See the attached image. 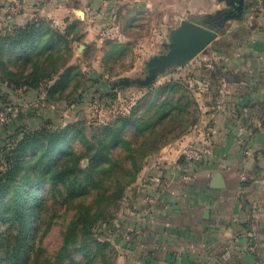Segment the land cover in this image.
Listing matches in <instances>:
<instances>
[{
	"label": "crops",
	"instance_id": "crops-1",
	"mask_svg": "<svg viewBox=\"0 0 264 264\" xmlns=\"http://www.w3.org/2000/svg\"><path fill=\"white\" fill-rule=\"evenodd\" d=\"M237 1L49 0L37 11L39 1L29 0L12 21L0 6V34L39 17L64 31L75 11L84 19L110 17L115 26L124 22L129 28L157 10L171 23L168 29L166 23L159 26L162 44L182 19L200 22L232 10ZM244 1L242 17L223 20L224 33L200 52L207 59L194 77L206 87L201 118L186 135L151 155L133 184L116 264H264V0ZM6 89L13 91L0 84V91ZM101 91L111 89L104 84ZM205 141L214 146L213 154L201 162L181 159L183 146ZM216 172L223 174L225 187L210 185ZM251 218L257 220L255 253L248 250Z\"/></svg>",
	"mask_w": 264,
	"mask_h": 264
},
{
	"label": "trees",
	"instance_id": "trees-1",
	"mask_svg": "<svg viewBox=\"0 0 264 264\" xmlns=\"http://www.w3.org/2000/svg\"><path fill=\"white\" fill-rule=\"evenodd\" d=\"M210 18L206 15L200 23ZM77 22H70L62 32L44 18L35 19L1 33L0 84L13 90H39L43 81L59 74L46 89L48 99L65 92L72 82L73 67L67 66L64 53L71 51L74 38L69 35ZM208 23L224 33L222 22ZM122 46L126 44L114 47ZM63 65L64 73L58 72ZM109 84L113 91L102 94L117 97L122 85ZM181 89L185 85L177 80L151 89L129 112H121L92 135L74 123L55 131L46 126L24 129L16 143H8L1 161L6 168L0 175V222L4 225L0 226V264H72L73 251L89 253L91 240L101 243L94 239L93 229L108 218V204L123 196L151 155L198 122L197 101ZM73 140L80 143V149L73 146ZM58 194L75 212L56 255L39 261L36 237L51 198Z\"/></svg>",
	"mask_w": 264,
	"mask_h": 264
},
{
	"label": "rangeland",
	"instance_id": "rangeland-1",
	"mask_svg": "<svg viewBox=\"0 0 264 264\" xmlns=\"http://www.w3.org/2000/svg\"><path fill=\"white\" fill-rule=\"evenodd\" d=\"M38 1L39 3L36 2L34 5L36 10L40 9L39 4L46 5L49 0ZM168 17V14L165 18L163 15L160 16V13L155 10L141 16L133 27L127 28L124 22H122L124 25L115 26L114 19L110 17L84 19L81 12L75 11L73 21H78L77 28L72 35H69V39L74 38V40L70 43L71 51L64 53L67 66L73 67L72 82L66 91L58 93L55 100L48 99L46 89L59 79V74H55L52 80L42 82L39 89L41 95H37L39 91L28 92L27 87L21 88V92L8 91V89L0 91V111L14 112L10 122L0 124V175L1 170L6 168L1 162L6 145L12 141L16 143L21 138L24 129L32 131L46 126L51 131H55L75 123L84 126L87 133L92 135L97 127L113 121L121 112H129L151 89L156 90L170 80L183 82L185 89L180 91H184L196 100L201 111L200 98L204 96L206 87L194 77L199 73L198 67L204 65L207 60L204 53H200L182 67L167 69L149 86L126 85L120 82L145 77L147 75L146 61L151 56L166 51L164 42L160 44L157 40L159 26L162 27V24L166 23L168 29L171 24ZM48 22L62 31L56 23ZM69 24L70 22L67 25ZM169 34L168 30L164 36L165 39H168ZM118 39L122 40L126 46L114 47ZM147 40L151 44L143 48L141 44L146 43ZM65 70L66 67L63 65L58 72L64 73ZM81 81H83L82 84H80ZM109 82H118L122 85L118 87V95L115 98L102 94L101 88L104 84L105 87L107 85L111 89V85L108 86ZM190 108L193 110L194 105ZM200 111L197 114L198 120L201 118ZM72 144L77 149L81 148L80 143L75 140ZM135 182L125 188L120 199L108 204V218L100 220L94 227V239L101 243L91 240L89 243L92 247L89 253L73 251L75 261L72 264H116L121 239H124L127 234L122 224L127 218L126 214L130 211L132 198L135 197L132 191ZM50 204L52 205L49 206L44 223L36 237L35 256H39V261L42 259L44 261L46 257L53 258L56 255L62 246L63 233L75 212L62 201L60 194L57 198L52 197ZM0 226L4 228L3 221L0 222ZM96 246L104 248L103 250L97 249Z\"/></svg>",
	"mask_w": 264,
	"mask_h": 264
},
{
	"label": "water",
	"instance_id": "water-1",
	"mask_svg": "<svg viewBox=\"0 0 264 264\" xmlns=\"http://www.w3.org/2000/svg\"><path fill=\"white\" fill-rule=\"evenodd\" d=\"M244 0H238L237 5L230 11L220 12L213 18L223 17L224 20L230 17H242L244 11ZM83 15V13L81 12ZM219 34V29L210 26L208 21L200 23L189 18L181 20L180 24L170 31L169 37L164 46L166 51L151 56L146 61L147 75L136 77L131 80H123L126 85L138 84L140 86L151 85L157 77L172 67H182L200 52L205 51L213 43ZM185 156L182 155L181 159ZM210 185L215 188L225 187L226 183L221 172H216Z\"/></svg>",
	"mask_w": 264,
	"mask_h": 264
},
{
	"label": "built area",
	"instance_id": "built-area-1",
	"mask_svg": "<svg viewBox=\"0 0 264 264\" xmlns=\"http://www.w3.org/2000/svg\"><path fill=\"white\" fill-rule=\"evenodd\" d=\"M1 9L4 12L5 18L8 21L16 19L22 14L29 6V0H2ZM14 112L8 110L0 111V124L10 122ZM182 154L189 162H201L207 156L214 153V146L210 142H201L199 144H188L182 147ZM246 180V176L242 177ZM147 201L153 203L154 199L151 196L147 197ZM256 217V216H255ZM251 229L250 234V244L248 245V250L255 253L258 249V243L256 238L257 220L256 218H251Z\"/></svg>",
	"mask_w": 264,
	"mask_h": 264
},
{
	"label": "flooded vegetation",
	"instance_id": "flooded-vegetation-1",
	"mask_svg": "<svg viewBox=\"0 0 264 264\" xmlns=\"http://www.w3.org/2000/svg\"><path fill=\"white\" fill-rule=\"evenodd\" d=\"M208 21H210V22H215V23H217V22H223V20H224V18L223 17H217V18H210V19H207Z\"/></svg>",
	"mask_w": 264,
	"mask_h": 264
}]
</instances>
